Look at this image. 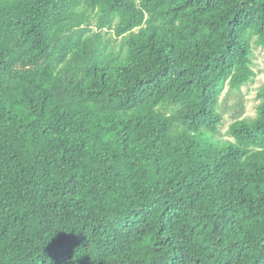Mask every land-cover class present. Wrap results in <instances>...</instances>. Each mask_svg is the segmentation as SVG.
<instances>
[{
    "label": "trees",
    "instance_id": "16d2710c",
    "mask_svg": "<svg viewBox=\"0 0 264 264\" xmlns=\"http://www.w3.org/2000/svg\"><path fill=\"white\" fill-rule=\"evenodd\" d=\"M264 0H0V264H264Z\"/></svg>",
    "mask_w": 264,
    "mask_h": 264
},
{
    "label": "rangeland",
    "instance_id": "374dc122",
    "mask_svg": "<svg viewBox=\"0 0 264 264\" xmlns=\"http://www.w3.org/2000/svg\"><path fill=\"white\" fill-rule=\"evenodd\" d=\"M253 67L256 75L252 81L244 84L241 90H234L233 92H229L227 87L222 94L224 123L219 135L225 139L232 138L228 134V129L234 120L233 115L239 110L238 104L242 105V117H254L257 114V107L261 101L258 93L264 84V48L261 46H255Z\"/></svg>",
    "mask_w": 264,
    "mask_h": 264
}]
</instances>
